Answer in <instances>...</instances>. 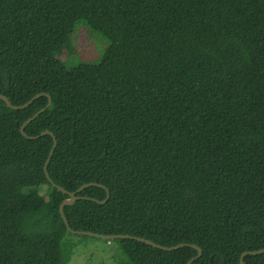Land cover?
Listing matches in <instances>:
<instances>
[{
    "label": "trees",
    "instance_id": "1",
    "mask_svg": "<svg viewBox=\"0 0 264 264\" xmlns=\"http://www.w3.org/2000/svg\"><path fill=\"white\" fill-rule=\"evenodd\" d=\"M109 45L66 67L75 25ZM0 264H68V227L122 264H239L264 248V0H0ZM43 188V193L39 190ZM86 236V235H80ZM87 237V236H86ZM89 237V236H88ZM94 238V237H93ZM244 264H264V253Z\"/></svg>",
    "mask_w": 264,
    "mask_h": 264
},
{
    "label": "rangeland",
    "instance_id": "2",
    "mask_svg": "<svg viewBox=\"0 0 264 264\" xmlns=\"http://www.w3.org/2000/svg\"><path fill=\"white\" fill-rule=\"evenodd\" d=\"M109 45L103 34L90 29L83 21L75 25L69 41V51L60 54L66 67L99 61ZM41 187L39 192L43 193ZM64 242L71 250L68 264H122L123 255L114 241L65 234Z\"/></svg>",
    "mask_w": 264,
    "mask_h": 264
},
{
    "label": "water",
    "instance_id": "3",
    "mask_svg": "<svg viewBox=\"0 0 264 264\" xmlns=\"http://www.w3.org/2000/svg\"><path fill=\"white\" fill-rule=\"evenodd\" d=\"M41 96H45L47 98V102L45 104L44 107H42L41 109H39L37 112H35L31 117H29L28 119H26L19 127V132L22 136L26 137L27 139H35L39 136H44V135H50L51 138H52V145L50 147V150H49V153H48V156H47V159L44 163V173L46 175V178L49 180L48 178V175H47V172H46V166L48 164V161L52 155V152L56 146V139L55 137L49 132V131H43L41 132L38 136H26L25 133H24V129L25 127L35 118L37 117L40 113H42L43 111H45L46 109H48V107L50 106L51 104V97L49 95H47L46 93H38V94H35L33 97H31L27 102L21 104V105H12L9 100L0 94V100H2L5 105L8 107V108H11L13 110H22L26 107L29 106V104H31V102ZM93 185H96V186H99V187H102L104 188L105 190V197L100 200V201H97L95 199H92V198H87V197H84L86 199H90L92 201H95L96 203L98 204H103L105 203V201L108 199V196H109V192L108 190L102 186V185H99V184H95V183H85V184H82L80 185L75 191L73 192H67L65 191L63 188H61L60 186L58 185H55L53 184V186L57 189V191L67 195V198L63 199L59 205V208H58V211H59V215L67 229V231L73 235H86V236H89V237H94V238H98V239H103V240H112V239H130V240H135L137 242H141V243H144L146 245H149V246H152L156 249H159V250H162V251H171V250H176L178 248H181V247H184L185 244L183 243H179V244H176V245H173V246H170V247H165V246H161V245H158V244H155L153 243L152 241L150 240H147V239H144V238H141V237H135V236H130V235H120V234H117V235H103V234H97V233H92V232H87V231H75V230H72L68 227V224H67V221L63 215V207L64 206H68V205H72L77 199H79L80 197H78L76 194L79 193L81 190L89 187V186H93ZM189 247L193 248L195 251H196V254L191 257L187 262L186 264H191L194 260L198 259L200 256H201V249L199 247H197L196 245L194 244H189L188 245ZM261 253H264V248L262 249H258V250H255V251H245V252H242L239 256V259H238V262L239 264H244L243 263V257L246 256V255H259Z\"/></svg>",
    "mask_w": 264,
    "mask_h": 264
}]
</instances>
